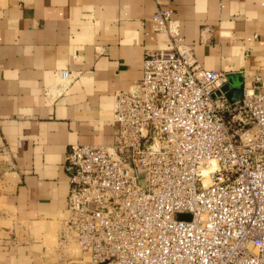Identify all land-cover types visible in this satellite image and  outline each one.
<instances>
[{
    "label": "built area",
    "instance_id": "1",
    "mask_svg": "<svg viewBox=\"0 0 264 264\" xmlns=\"http://www.w3.org/2000/svg\"><path fill=\"white\" fill-rule=\"evenodd\" d=\"M153 1L149 39L165 41L144 51L140 81L113 92L114 143L67 148V215L49 254L60 262L75 250L90 264H264V83L254 76L234 102L217 96L224 73L200 68L162 7L169 0ZM75 77L53 74L60 85Z\"/></svg>",
    "mask_w": 264,
    "mask_h": 264
},
{
    "label": "crops",
    "instance_id": "2",
    "mask_svg": "<svg viewBox=\"0 0 264 264\" xmlns=\"http://www.w3.org/2000/svg\"><path fill=\"white\" fill-rule=\"evenodd\" d=\"M204 70L237 87L264 83V0H169ZM153 0H0V264H40L49 224L66 218L71 145L114 143L112 94L141 79L146 49L163 44L147 19ZM143 23V25H142ZM58 71L76 77L60 85ZM46 264H90L87 254ZM54 258V259H53Z\"/></svg>",
    "mask_w": 264,
    "mask_h": 264
},
{
    "label": "rangeland",
    "instance_id": "3",
    "mask_svg": "<svg viewBox=\"0 0 264 264\" xmlns=\"http://www.w3.org/2000/svg\"><path fill=\"white\" fill-rule=\"evenodd\" d=\"M4 171V159L2 158L1 156V152H0V174L1 172ZM9 215V211L4 207L2 206V203L0 202V216H8ZM8 221L7 222H1L0 221V227H9V224H8ZM50 228H52V231L55 235V233L57 232L58 230V227H59V223H55V222H52L49 224ZM50 239H48V242L45 243V250L46 252L44 253L45 256H49V253L51 252V250L53 249V247L55 246V239L49 237ZM77 251H72V253H74L73 255H75ZM78 255V253H77ZM51 257H54V255H50ZM54 259V258H53Z\"/></svg>",
    "mask_w": 264,
    "mask_h": 264
},
{
    "label": "water",
    "instance_id": "4",
    "mask_svg": "<svg viewBox=\"0 0 264 264\" xmlns=\"http://www.w3.org/2000/svg\"><path fill=\"white\" fill-rule=\"evenodd\" d=\"M230 89H231V86L229 83H225L220 89L218 92H215V94L218 96L220 94H222L226 100L228 102H234L236 100H238L241 96V93H242V87H237L235 89V94L234 95H231L230 94ZM177 219H181V220H188L189 219V216L188 215H177L176 216Z\"/></svg>",
    "mask_w": 264,
    "mask_h": 264
},
{
    "label": "bare ground",
    "instance_id": "5",
    "mask_svg": "<svg viewBox=\"0 0 264 264\" xmlns=\"http://www.w3.org/2000/svg\"><path fill=\"white\" fill-rule=\"evenodd\" d=\"M73 253H71V255H72Z\"/></svg>",
    "mask_w": 264,
    "mask_h": 264
}]
</instances>
